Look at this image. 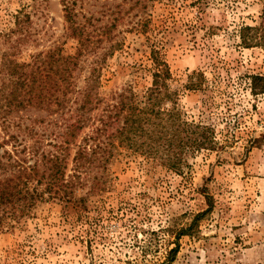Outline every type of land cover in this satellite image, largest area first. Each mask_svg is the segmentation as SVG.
Returning <instances> with one entry per match:
<instances>
[{
	"label": "rangeland",
	"instance_id": "374dc122",
	"mask_svg": "<svg viewBox=\"0 0 264 264\" xmlns=\"http://www.w3.org/2000/svg\"><path fill=\"white\" fill-rule=\"evenodd\" d=\"M78 1L79 24L109 31L98 53L115 47L100 93L149 88L148 38L163 36L182 116L211 127L219 149L188 156L181 175L124 152L99 171L101 189L77 194L85 203L43 204L2 224L0 264H162L176 233L207 209L204 194L214 208L179 239L172 264H264V148L248 149L264 133V94L250 93V77L264 76V48L240 40L245 27L264 33V0H143L146 12L138 0ZM166 7L174 21L161 26ZM145 20L146 36L136 31ZM66 30L61 0H0V61L28 63L59 46L73 55Z\"/></svg>",
	"mask_w": 264,
	"mask_h": 264
},
{
	"label": "trees",
	"instance_id": "16d2710c",
	"mask_svg": "<svg viewBox=\"0 0 264 264\" xmlns=\"http://www.w3.org/2000/svg\"><path fill=\"white\" fill-rule=\"evenodd\" d=\"M77 2L61 0L66 38L76 44L73 55H66L59 46L30 57L28 63L9 58L0 61V228L6 221L29 216L43 204L85 203L86 198L77 194L85 188L101 189L105 181L99 171L105 172L124 152L142 157L149 166L160 165L181 175L188 156L219 149L211 127L182 116L180 94L169 84L163 36L153 41L148 38L149 88L142 94H136L132 86L107 97L100 93L102 69L115 47L98 53L100 40L109 31H90L79 24L74 9ZM134 7L142 12L148 9L143 0ZM169 9L165 8L161 26L174 21ZM149 24L150 20L143 21L137 33L148 35ZM240 40L246 48H264V33L259 28L241 29ZM250 93L254 97L264 94V76L250 77ZM248 144V149L264 148V133ZM204 197L207 209L176 233L175 247L162 264L173 263L179 239L191 236L199 221L212 212L213 198Z\"/></svg>",
	"mask_w": 264,
	"mask_h": 264
}]
</instances>
